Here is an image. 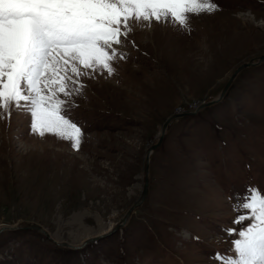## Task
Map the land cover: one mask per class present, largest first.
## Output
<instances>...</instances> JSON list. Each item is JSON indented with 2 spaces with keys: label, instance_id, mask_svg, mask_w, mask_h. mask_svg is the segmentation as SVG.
I'll use <instances>...</instances> for the list:
<instances>
[{
  "label": "rangeland",
  "instance_id": "obj_1",
  "mask_svg": "<svg viewBox=\"0 0 264 264\" xmlns=\"http://www.w3.org/2000/svg\"><path fill=\"white\" fill-rule=\"evenodd\" d=\"M215 2L190 31L135 27L116 72L84 79L79 150L33 134L29 113H0V264H217L228 252L236 194L264 190V0Z\"/></svg>",
  "mask_w": 264,
  "mask_h": 264
},
{
  "label": "snow or ice",
  "instance_id": "obj_2",
  "mask_svg": "<svg viewBox=\"0 0 264 264\" xmlns=\"http://www.w3.org/2000/svg\"><path fill=\"white\" fill-rule=\"evenodd\" d=\"M218 10L215 0H0V113H29L33 134L79 150L84 133L71 119L73 97L83 95L85 78L116 72L113 62L127 59L121 49L135 27L171 23L190 31L192 16ZM233 210L237 227L222 229L232 247L210 259L264 264V190L249 184Z\"/></svg>",
  "mask_w": 264,
  "mask_h": 264
},
{
  "label": "water",
  "instance_id": "obj_3",
  "mask_svg": "<svg viewBox=\"0 0 264 264\" xmlns=\"http://www.w3.org/2000/svg\"><path fill=\"white\" fill-rule=\"evenodd\" d=\"M263 58V56H259L258 57V60H261ZM249 64H252V61H247V62H243L241 64H239L238 66L235 67V69L232 71V73L230 74L229 78L227 79V81L225 82V84L222 86L220 92L218 93V98L214 99V100H209V101H206L204 102V104H211V103H214L216 100H218L224 90L227 88L228 86V83L230 82V80L233 78V76L235 75V73L243 66H246V65H249ZM176 116V113H173V114H170L168 115L167 117H165L161 124H160V130H159V133H158V136H157V139L155 142L151 143L148 145V147L146 148L145 150V154H144V161H143V167H142V170H143V175H142V187H141V191H140V194H139V197H137L135 199V201L132 203L131 207L135 206L136 204H138L145 196L146 194V190H147V166H148V157H149V153L150 151L155 148L157 145L160 144V141H161V138H162V134L164 133V128L166 126V124L169 122V120L173 117ZM119 224H115V227H118ZM5 227V225H1L0 226V230H2L3 228ZM22 227H34V225L32 223H22ZM38 227V226H36ZM39 228V227H38ZM96 239V237H95ZM93 240V239H92ZM72 247H78L76 244H71Z\"/></svg>",
  "mask_w": 264,
  "mask_h": 264
}]
</instances>
